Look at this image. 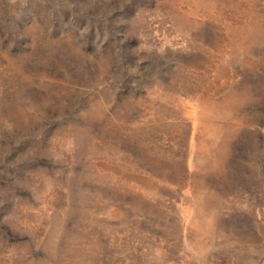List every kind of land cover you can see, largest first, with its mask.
I'll use <instances>...</instances> for the list:
<instances>
[{"label":"rangeland","instance_id":"1","mask_svg":"<svg viewBox=\"0 0 264 264\" xmlns=\"http://www.w3.org/2000/svg\"><path fill=\"white\" fill-rule=\"evenodd\" d=\"M0 264H264V0H0Z\"/></svg>","mask_w":264,"mask_h":264}]
</instances>
